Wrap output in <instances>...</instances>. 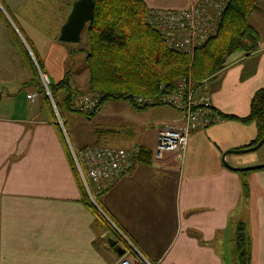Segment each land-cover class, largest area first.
I'll list each match as a JSON object with an SVG mask.
<instances>
[{
    "label": "crops",
    "instance_id": "0c3cea01",
    "mask_svg": "<svg viewBox=\"0 0 264 264\" xmlns=\"http://www.w3.org/2000/svg\"><path fill=\"white\" fill-rule=\"evenodd\" d=\"M72 1L0 0V264H112L118 255L106 244L105 232L125 248L123 239L122 245L81 201L67 142L74 150L138 147L131 172L97 195L95 204L113 231L118 235L119 230L150 261L237 264L228 230L243 219L244 210L247 264H264V167L241 173L222 163H264V147L246 158L234 152L221 157L227 149L254 141L253 121L222 117L188 135L181 160L170 152L154 159L156 126L179 120L180 113L169 108L168 116H162L150 107L105 100L86 118L67 109L60 88L55 94L58 131L21 45L51 82L67 74L86 88L85 65L83 70L67 62L81 47L57 39ZM142 1L149 9H182L195 0ZM50 7L59 13L53 22L41 19ZM247 21L256 34L254 49L229 53L207 80L210 105L221 116L245 117L252 94L264 87V0L256 1ZM94 118L97 126L84 124ZM235 212L239 216L232 222Z\"/></svg>",
    "mask_w": 264,
    "mask_h": 264
},
{
    "label": "trees",
    "instance_id": "16d2710c",
    "mask_svg": "<svg viewBox=\"0 0 264 264\" xmlns=\"http://www.w3.org/2000/svg\"><path fill=\"white\" fill-rule=\"evenodd\" d=\"M256 1L228 0L215 35L190 52H181L167 48L158 31L144 21V14L149 8L142 0H93L92 17L84 25L87 36V48H83L84 65L87 72L86 88L96 91L100 97L93 110L82 114L88 118L105 100H123L136 109L151 107H137L131 102V97L155 94L160 83L169 86L179 77H186L191 82L208 80L224 66L225 57L234 49L248 52L256 46L255 31L247 21V15ZM21 48L35 73L31 55L24 46L21 45ZM35 62L39 67L38 61ZM67 81L68 75L65 74L57 82L49 84L48 90L54 105L53 97L60 88L64 90V101L67 102ZM221 117L235 118L241 122L253 121L257 136L249 145L254 144L264 134V87L252 94L249 112L245 117ZM55 124L60 132L58 123ZM62 139L65 142L63 136ZM67 157L81 191V201L104 223L107 231L113 233V229L88 199L68 150ZM246 191L247 185L243 181V196ZM114 235L119 238L117 234ZM247 246L244 225L238 221L233 234V252L237 264L248 263Z\"/></svg>",
    "mask_w": 264,
    "mask_h": 264
},
{
    "label": "built area",
    "instance_id": "2783aa9c",
    "mask_svg": "<svg viewBox=\"0 0 264 264\" xmlns=\"http://www.w3.org/2000/svg\"><path fill=\"white\" fill-rule=\"evenodd\" d=\"M227 1L195 0L190 6L182 9H148L144 14V21L158 31L167 48L190 52L215 35ZM31 59L39 74L44 93L49 97L56 122L61 125L50 97L46 76L39 71L32 56ZM70 96V104L80 111L93 110L100 97L96 91L76 95L71 92ZM131 102L137 107L165 105L181 115L177 121H165L156 126L152 150L154 159H159L164 152H170L181 160L188 135L222 119L210 105L206 79L191 82L186 77H179L169 86L160 83L155 94L132 96ZM67 147L85 193L94 205L97 195L121 176L131 172L138 153L136 146L123 148L86 145L74 150L67 142ZM116 231L123 239L125 248L112 264H156L147 259L119 230Z\"/></svg>",
    "mask_w": 264,
    "mask_h": 264
},
{
    "label": "rangeland",
    "instance_id": "374dc122",
    "mask_svg": "<svg viewBox=\"0 0 264 264\" xmlns=\"http://www.w3.org/2000/svg\"><path fill=\"white\" fill-rule=\"evenodd\" d=\"M50 9L51 10H47V11H45V12H43V13H41V19L42 20H44V21H50V22H53V21H56V19H58L59 17V13L57 14L51 7H50ZM26 15H27V13H25ZM260 30V29H259ZM70 44L69 45H71V46H73V47H75V48H77V47H81V49L82 50H80V51H77L76 52V55L75 56H73L72 58H70V59H68V63H69V65L71 64V65H73V66H71V67H75V68H77V69H83L84 70V51H83V48H87V36H86V32H85V26L83 27V29H82V31H81V33H80V39L77 41V42H69ZM235 51H241L240 49H234L232 52H230V53H233V52H235ZM35 61V60H34ZM36 63V62H35ZM34 65V64H33ZM36 66H37V68L39 69V71L42 73V74H44L45 76H46V79H47V81H48V86H49V84L50 83H53V82H51L50 81V79H49V77H48V75L47 74H45L44 72H42L41 71V69L38 67V65H37V63H36ZM34 69H35V78L37 79V83H38V88H40V92L42 93V95H43V97H44V95H45V93H44V90H43V85H42V83H41V80H40V77H39V74H38V72H37V69H36V67L34 66ZM67 86H68V93H69V95H68V97H67V102H65V104L67 105V109H69L70 111H73V112H75V113H78V115L79 114H81V115H83L84 116V114H82V113H84V112H87V111H80V110H77L76 108H73L72 107V105L70 104V102H69V98L71 97L70 96V94H71V92H73V94L74 95H76V94H81V93H84V92H89V91H91V90H88L87 88H80L78 85H76V83H74L71 79H69L68 78V81H67ZM42 90H43V92H42ZM46 96V98L44 97V99L48 102V104H49V106H50V108H52V106H51V104H50V101H49V97L47 96V95H45ZM50 97H51V95H50ZM52 99V98H51ZM53 100H54V102H55V107H56V109H57V113L59 114L60 112H59V105H58V102L56 101V98L55 97H53ZM61 108V107H60ZM151 109H153V110H156V113H158V114H160V115H162V116H168V113L169 112H171V108L169 109V107H167V106H165V105H159V106H151L150 107ZM104 109H105V106H104V108H103V113H104ZM52 112V111H51ZM94 114V113H93ZM92 114V115H93ZM52 115H53V118L56 120V115H54V112H52ZM91 115V116H92ZM60 116V115H59ZM121 117H123V118H125L126 117V115L123 113H121V115H120ZM85 117V116H84ZM90 117V116H89ZM98 117V116H97ZM97 120V118H94V120L93 119H89V121L88 120H84V124L85 125H89V127L90 128H93L94 126H97L98 125V122L96 121ZM98 120H99V118H98ZM161 123V122H160ZM159 123V124H160ZM64 131H65V129H64ZM263 147H264V145L263 144H261V145H259L257 148H255V149H253V150H249V151H243V152H238V155H240V157L241 158H246V157H249V156H251V155H257V154H259L261 151H262V149H263ZM72 160V159H71ZM245 166H250V165H245ZM239 167H243V166H239ZM248 171H250V170H245V171H243V173H246V172H248ZM97 202V198L95 197V203ZM98 203V202H97ZM248 213V212H247ZM247 213L243 210L242 212H241V214H240V216L243 218V219H238L237 220V217L239 216V214H237L236 212L233 214V216H232V222H233V220H237V222L239 221V222H242L243 223V225H244V229H245V233H246V238H247V243H249V237H248V234H249V231H248V234H247V231H246V227H245V224H246V226H247V221H245V220H247L246 218H247ZM242 220H244V222H245V224H244V222L242 221ZM106 223V222H105ZM234 223V222H233ZM233 223L229 226V230H228V236H230V234H231V236H233V233L232 232H234V228H235V224L233 225ZM106 224H108V223H106ZM109 225V224H108ZM233 225V226H232ZM110 226V225H109ZM230 228H231V230H230ZM112 229V228H111ZM113 231V230H112ZM230 231H231V233H230ZM113 234H116L115 233V231H113ZM112 235V234H111ZM112 236H114V235H112ZM118 237L120 238V240H119V242H120V244H122L123 245V243H122V241H121V237H120V235L118 234ZM115 238H117V236L115 237Z\"/></svg>",
    "mask_w": 264,
    "mask_h": 264
},
{
    "label": "water",
    "instance_id": "95a60500",
    "mask_svg": "<svg viewBox=\"0 0 264 264\" xmlns=\"http://www.w3.org/2000/svg\"><path fill=\"white\" fill-rule=\"evenodd\" d=\"M93 11V0H73L70 6L68 13L64 21L59 26L57 39L63 42H77L80 39V33L85 25L92 17ZM264 141V134L261 138L256 141L254 144L237 148V149H227L221 153V157H223L228 152H243L249 151L257 148L259 145L262 144ZM224 166L228 169L234 171H245V170H252L264 167V163H258L250 166H243V167H233L229 165L227 162L222 160ZM94 205V204H93ZM96 207V205H94ZM103 238L106 244L111 247L117 255H120L123 251L115 239L107 235V232L103 235Z\"/></svg>",
    "mask_w": 264,
    "mask_h": 264
}]
</instances>
